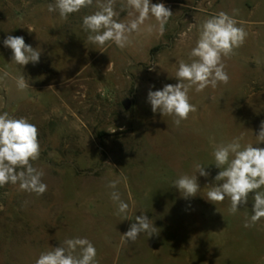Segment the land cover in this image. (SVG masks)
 Returning a JSON list of instances; mask_svg holds the SVG:
<instances>
[{"label": "rangeland", "instance_id": "374dc122", "mask_svg": "<svg viewBox=\"0 0 264 264\" xmlns=\"http://www.w3.org/2000/svg\"><path fill=\"white\" fill-rule=\"evenodd\" d=\"M50 3L0 0V75L11 74L0 80V114L37 126L41 155L32 163L47 184L40 196L19 184L0 188V264H35L41 252L76 237L94 245L98 264H264V218L244 227L254 193L235 214L229 198L215 205L206 195L220 171L216 145L242 136V145L264 147L256 138L264 121V0H151L173 13L164 34L142 33L124 50L111 44L106 53L82 27V18L97 10L95 0L67 21L47 10ZM221 11L248 35L223 59L228 84L190 90L197 111L176 126L173 117L152 112L148 91L179 82L178 61L190 62L200 24ZM9 35L41 50L39 63L12 62L3 44ZM20 74L25 91L11 78ZM197 162L207 177L195 173ZM194 174L200 190L185 199L173 182ZM111 180L120 181L116 190L129 204V219L116 215L106 187ZM141 214L157 233L122 243Z\"/></svg>", "mask_w": 264, "mask_h": 264}, {"label": "clouds", "instance_id": "9594fccd", "mask_svg": "<svg viewBox=\"0 0 264 264\" xmlns=\"http://www.w3.org/2000/svg\"><path fill=\"white\" fill-rule=\"evenodd\" d=\"M93 4L94 0H54L47 5V10L58 12L60 19L67 21L69 15ZM116 5L117 0H95L97 10L82 18V27L89 33L87 41L100 48V52L106 53L103 49L111 44L124 50L133 43L135 36L142 33L162 36L173 15L163 3L154 4L151 0H119V11ZM121 12L127 13V20L119 19ZM153 18L155 22H149ZM247 35L245 29L238 26L237 20L223 11L205 19L199 26L195 46L188 53L190 62L178 61L175 78L179 82L148 91L147 101L152 112L173 117L176 126L187 120L190 113L197 111L190 102V90L200 93L208 87L215 89L218 84H228L230 77L225 71L223 59L235 55V50L243 45ZM3 44L11 49L15 64L39 63L41 50L26 44L22 36L9 35ZM256 63L259 64V60ZM10 76L7 70H3L0 80ZM11 78L19 91L30 88L22 74ZM256 138L257 145L264 143V121H261ZM242 139V136L235 137L214 147V164L220 171L215 176L216 183L206 195L207 200L215 205L229 198V214H235L238 206L247 204L249 194L254 193L253 214L244 222V227L249 228L264 218V191H261L264 188V147H254L251 143L242 145ZM40 155L37 126L24 117L14 118L7 112L0 114V188L9 183L19 184L23 191L43 195L47 191V184L42 181L45 172L32 163ZM194 171L200 176L209 175L204 165L198 162L194 164ZM196 174L182 175L173 182L185 199L195 197L200 190ZM119 183V180H111L106 187L113 189L110 199L116 205V215L122 216L123 221L129 219V204L116 190ZM142 233H147L148 237L157 233V228L145 214L135 216V222L121 235V242H135ZM96 255L94 245L87 238L76 237L66 239L59 247L41 252L35 264H98Z\"/></svg>", "mask_w": 264, "mask_h": 264}, {"label": "water", "instance_id": "95a60500", "mask_svg": "<svg viewBox=\"0 0 264 264\" xmlns=\"http://www.w3.org/2000/svg\"><path fill=\"white\" fill-rule=\"evenodd\" d=\"M123 108H124L125 111L129 110L130 103L128 101H125L124 104H123Z\"/></svg>", "mask_w": 264, "mask_h": 264}]
</instances>
